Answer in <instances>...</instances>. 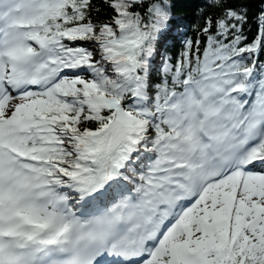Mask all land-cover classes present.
Wrapping results in <instances>:
<instances>
[{"label": "snow or ice", "instance_id": "1", "mask_svg": "<svg viewBox=\"0 0 264 264\" xmlns=\"http://www.w3.org/2000/svg\"><path fill=\"white\" fill-rule=\"evenodd\" d=\"M0 264H264V0H0Z\"/></svg>", "mask_w": 264, "mask_h": 264}]
</instances>
